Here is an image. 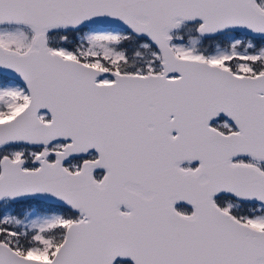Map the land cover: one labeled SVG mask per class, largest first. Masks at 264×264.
<instances>
[{"label": "snow or ice", "instance_id": "snow-or-ice-1", "mask_svg": "<svg viewBox=\"0 0 264 264\" xmlns=\"http://www.w3.org/2000/svg\"><path fill=\"white\" fill-rule=\"evenodd\" d=\"M0 264H264V0H0Z\"/></svg>", "mask_w": 264, "mask_h": 264}]
</instances>
